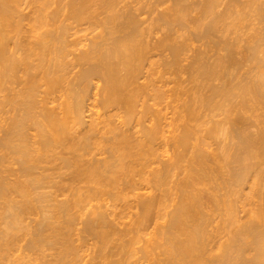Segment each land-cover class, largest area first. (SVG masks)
I'll use <instances>...</instances> for the list:
<instances>
[{
	"label": "bare ground",
	"instance_id": "obj_1",
	"mask_svg": "<svg viewBox=\"0 0 264 264\" xmlns=\"http://www.w3.org/2000/svg\"><path fill=\"white\" fill-rule=\"evenodd\" d=\"M0 264H264V0H0Z\"/></svg>",
	"mask_w": 264,
	"mask_h": 264
},
{
	"label": "rangeland",
	"instance_id": "obj_2",
	"mask_svg": "<svg viewBox=\"0 0 264 264\" xmlns=\"http://www.w3.org/2000/svg\"><path fill=\"white\" fill-rule=\"evenodd\" d=\"M159 35H160L159 33L156 34L157 37H158ZM200 43H201V42H199V43H198V42H194L193 45H194V46H198V45H200ZM190 52H191V51H190ZM190 52H187V54L189 53V55H191L192 52H191V53H190ZM238 54H240V55L238 56ZM238 54H237L236 56H238V58H240V56H242V53H238ZM182 63H186V61H183ZM182 75H183L182 78H185V73H183ZM252 127H253V128H252L253 131H256V130H257L256 127H254V126H252Z\"/></svg>",
	"mask_w": 264,
	"mask_h": 264
}]
</instances>
